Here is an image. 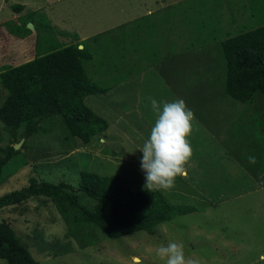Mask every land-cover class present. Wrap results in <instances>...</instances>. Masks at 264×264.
<instances>
[{"label": "rangeland", "instance_id": "1", "mask_svg": "<svg viewBox=\"0 0 264 264\" xmlns=\"http://www.w3.org/2000/svg\"><path fill=\"white\" fill-rule=\"evenodd\" d=\"M263 24L264 0H0V72L78 44L91 55L82 63L87 77L106 89L85 100L107 124L85 145L56 116L40 120L30 137L0 123V156L15 152L0 170V197L22 191L30 178L71 189L68 206L39 196L0 208V223L35 264H134V257L163 264L156 249L169 241L182 242L195 264H264V95L246 103L227 97L219 52L220 41ZM96 31L97 40L73 42ZM159 44L161 63L153 65L161 77L150 62ZM172 67L180 80L170 89ZM4 94L0 88V102ZM150 97L182 99L195 115L187 178L158 190L195 211L152 234L111 239L82 219L79 209L94 201L78 190L79 173L118 175L132 192L145 189L139 150L156 118Z\"/></svg>", "mask_w": 264, "mask_h": 264}, {"label": "trees", "instance_id": "2", "mask_svg": "<svg viewBox=\"0 0 264 264\" xmlns=\"http://www.w3.org/2000/svg\"><path fill=\"white\" fill-rule=\"evenodd\" d=\"M77 45L60 46L0 72V88L5 92L0 102V123L11 134L21 128L23 135L30 137L36 133L40 120L53 116L60 119L68 136L80 145L106 130L105 120L85 104L88 97L102 95L106 89L87 77L82 63L91 55ZM219 52L227 97L246 103L256 93L264 95V24L220 41ZM13 153L11 147L3 151L0 170ZM66 190L71 189L63 183L30 178L22 191L1 196L0 208L39 196L58 198L68 206L72 201ZM78 190L94 201L91 210L79 209L83 221L111 239L137 232L152 234L159 224L195 211L191 206L170 203L159 191L132 192L118 175L82 171ZM0 259L7 264H35L5 222L0 223Z\"/></svg>", "mask_w": 264, "mask_h": 264}, {"label": "clouds", "instance_id": "3", "mask_svg": "<svg viewBox=\"0 0 264 264\" xmlns=\"http://www.w3.org/2000/svg\"><path fill=\"white\" fill-rule=\"evenodd\" d=\"M149 100L156 118L139 150L146 181L144 188L150 192L168 191L175 187L177 177L187 178V166L193 155L189 137L194 130L195 115L182 99L158 102L150 97ZM184 248L182 242L169 241L157 247L156 255L163 264H195L186 258ZM135 260L134 257V264ZM0 264L7 261L0 260Z\"/></svg>", "mask_w": 264, "mask_h": 264}, {"label": "crops", "instance_id": "4", "mask_svg": "<svg viewBox=\"0 0 264 264\" xmlns=\"http://www.w3.org/2000/svg\"><path fill=\"white\" fill-rule=\"evenodd\" d=\"M158 9H160V8H158ZM148 12V14H153V11L152 10H146L145 11V13H147ZM102 31V30H101ZM86 38H92L93 40H97V31L96 32H94V34L93 35H89V36H80V37H78V38H76V39H74L73 40V42H80V41H82V40H85ZM112 43L110 42V46H112L113 48H114V50H116V46H114V45H111ZM160 47H161V45L159 44V46H157V47H152V49H154L155 50V52H154V56H152V57H150L151 58V66H152V68H154V70H157V74H158V76H160V74H159V72H160V69H161V67H159L158 65H153V63H161L160 61H158L157 60V58H158V56L160 55V52H161V49H160ZM109 50H110V47H109ZM130 55V52H129V54H127V56H129ZM162 57V56H161ZM160 57V58H161ZM157 60V61H156ZM171 70L172 71H174L175 70V67H172V69H170L169 68V75H167V77L169 78V80H170V89L172 88V86H173V83H171V81H176V80H180V77H176L174 74H172L171 73ZM182 73V72H181ZM161 77V76H160ZM137 89V88H136ZM138 95V94H137Z\"/></svg>", "mask_w": 264, "mask_h": 264}, {"label": "water", "instance_id": "5", "mask_svg": "<svg viewBox=\"0 0 264 264\" xmlns=\"http://www.w3.org/2000/svg\"><path fill=\"white\" fill-rule=\"evenodd\" d=\"M15 148V147H14Z\"/></svg>", "mask_w": 264, "mask_h": 264}]
</instances>
